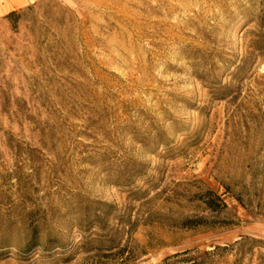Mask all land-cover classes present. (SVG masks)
<instances>
[{
  "label": "rangeland",
  "instance_id": "obj_1",
  "mask_svg": "<svg viewBox=\"0 0 264 264\" xmlns=\"http://www.w3.org/2000/svg\"><path fill=\"white\" fill-rule=\"evenodd\" d=\"M0 264H264V0H0Z\"/></svg>",
  "mask_w": 264,
  "mask_h": 264
},
{
  "label": "trees",
  "instance_id": "obj_2",
  "mask_svg": "<svg viewBox=\"0 0 264 264\" xmlns=\"http://www.w3.org/2000/svg\"><path fill=\"white\" fill-rule=\"evenodd\" d=\"M13 16L14 14H11L10 18H12ZM201 200L206 206V209L216 215H221L228 209V206L226 205L224 200L213 191L205 192L204 195H202ZM185 224L190 227H199L207 226L208 223L206 219L202 218L197 220H188ZM222 224H224L223 226H229L232 223L230 221H223Z\"/></svg>",
  "mask_w": 264,
  "mask_h": 264
}]
</instances>
